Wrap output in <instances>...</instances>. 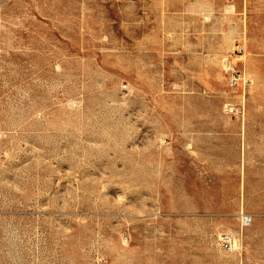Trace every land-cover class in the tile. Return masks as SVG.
Returning <instances> with one entry per match:
<instances>
[{"label": "rangeland", "instance_id": "374dc122", "mask_svg": "<svg viewBox=\"0 0 264 264\" xmlns=\"http://www.w3.org/2000/svg\"><path fill=\"white\" fill-rule=\"evenodd\" d=\"M0 264H264V0H0Z\"/></svg>", "mask_w": 264, "mask_h": 264}, {"label": "built area", "instance_id": "2783aa9c", "mask_svg": "<svg viewBox=\"0 0 264 264\" xmlns=\"http://www.w3.org/2000/svg\"><path fill=\"white\" fill-rule=\"evenodd\" d=\"M251 218L250 217H248V216H244L243 217V223L245 224V225H249L250 223H251ZM225 246L226 247H229V244L227 243V242H225Z\"/></svg>", "mask_w": 264, "mask_h": 264}]
</instances>
